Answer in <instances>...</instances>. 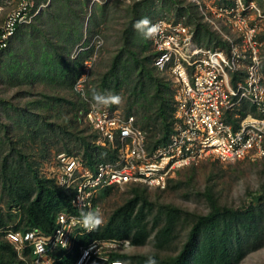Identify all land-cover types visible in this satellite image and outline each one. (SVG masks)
<instances>
[{
  "label": "built area",
  "instance_id": "built-area-1",
  "mask_svg": "<svg viewBox=\"0 0 264 264\" xmlns=\"http://www.w3.org/2000/svg\"><path fill=\"white\" fill-rule=\"evenodd\" d=\"M128 1V0H124ZM200 18L229 44L228 52L198 44L195 31L180 19L158 18L149 37L151 66L173 85L172 132L150 147L133 115L89 106L84 121L96 145L114 152L111 160L88 166L80 156L56 155L47 179L70 195L72 211L57 213L48 234L36 228L7 227L3 238L24 264H59L76 241L103 224L100 194L129 185L164 190L182 169L206 161L233 163L264 159V77L260 37L264 10L248 0H186ZM264 3V0H262ZM40 8L34 0H0V53L19 27L32 23ZM94 210L100 223L85 228L81 212ZM129 240L95 239L77 246L72 264H123L115 257Z\"/></svg>",
  "mask_w": 264,
  "mask_h": 264
},
{
  "label": "rangeland",
  "instance_id": "rangeland-1",
  "mask_svg": "<svg viewBox=\"0 0 264 264\" xmlns=\"http://www.w3.org/2000/svg\"><path fill=\"white\" fill-rule=\"evenodd\" d=\"M58 1L34 0L35 7L40 8L38 14L32 23L21 26L9 48L0 53V166L13 143L29 155L38 175L45 179L57 154L70 151L72 155L83 156L80 137L92 138L89 126L84 117L78 116V111L93 105L94 92L118 94L122 98L119 104L97 108H108L122 115L128 113L132 85L138 78L131 52L141 59L148 58L149 67L153 56L149 37L133 27L135 22L143 17H148L151 23L158 18H173L180 19L193 30L195 28L189 13L178 16V7H170V0H68L70 4L66 9L61 2L67 0ZM176 1L183 7H194L186 0ZM254 1L264 10L262 0ZM196 12L200 18L197 9ZM4 16L0 15V27ZM200 23L220 37L201 18ZM79 25L82 37L78 41ZM220 38L225 43L213 41L207 47L228 52V42L222 36ZM260 40V69L264 77V34ZM157 75L169 84V92L173 95L169 78ZM130 114L141 126L140 114L134 110ZM58 121L65 129L57 125ZM16 159V154L10 157L12 162ZM146 190L151 201L173 205L189 215L209 212L207 191L214 194L221 206L233 210H242L253 204L261 215L258 237L248 239L244 244L245 252L236 264H264V159L202 162L180 170L164 190ZM130 196L128 186L114 188L107 195L100 194L103 224ZM63 208L65 211L66 207ZM157 213L156 205L153 215L148 217V228ZM8 215H13L14 220L10 221ZM21 215L17 208H9L8 199L0 187V216L4 220V226L0 228L2 241L5 228H23ZM188 221L183 215L178 223V237L171 246L173 254L179 252L187 237ZM153 235L143 246H132L124 253H154ZM122 262L127 264V261Z\"/></svg>",
  "mask_w": 264,
  "mask_h": 264
},
{
  "label": "trees",
  "instance_id": "trees-1",
  "mask_svg": "<svg viewBox=\"0 0 264 264\" xmlns=\"http://www.w3.org/2000/svg\"><path fill=\"white\" fill-rule=\"evenodd\" d=\"M61 3L65 9L69 8L68 0ZM170 3V7H178V16H183L186 12L189 13V17L195 23V40L198 44L207 47L213 41L220 44L225 43L220 38L221 36L214 35L200 23V18L194 7L191 5L183 7L176 0H170ZM20 29L21 27L17 29L16 33ZM77 29V40L79 41L82 37L81 25ZM227 49L229 51L228 44ZM131 55L138 69V78L132 85L128 113L125 115H132L130 114L132 110L140 114L141 126L138 124L139 122L136 121V123L146 132L149 146L155 147L165 143L172 132L173 95L171 91L169 92V84L160 80L158 72L152 68L151 63L149 67L148 58L141 59L134 52H131ZM111 74L113 77L115 76L114 70L111 71ZM70 89L72 90V87ZM86 110L85 107L79 110L78 116L84 117ZM27 118L29 117L27 116ZM44 121L47 123L48 120L44 119ZM57 125L62 130L65 129L61 122ZM88 128L91 130L90 127ZM6 137L9 140L8 134ZM80 138L84 146L82 158L88 166H93L99 161L113 159L114 152L94 143L97 135L92 130V140L85 136ZM15 154L16 161H10V157ZM67 154L72 155L70 151ZM0 187L3 196L8 199L9 208H17L22 213L20 218L24 221V226L23 228L15 226V229L36 228L48 234L54 227L57 213L61 212L63 207H66V212L72 211L69 193L58 188L53 181L40 177L34 161H31L29 155L13 143L10 152L3 157L1 162ZM128 187L131 196L114 210L106 223L98 226L93 233L78 238L76 248L59 264H72L77 254V246L80 244H87L95 239H126L132 246L139 247L146 243L152 233L154 234L152 243L155 249L154 253L149 255L123 253L116 254L115 257L127 261V264H146L149 256L156 260V264H236L245 252L244 244L248 242V239L258 237L257 231L260 224L258 218L261 215L253 204L242 210H233L221 206L214 194L207 191L206 196L210 204L209 212L189 215L183 209L173 205L159 203L158 205L151 201L146 193V189H148L146 187L135 185ZM111 190L107 189L103 192L107 195ZM255 200L254 198L253 201ZM156 205L158 213L152 217V226L148 228V217L153 215ZM183 215H186L189 220L187 222L188 234L179 252L173 254L171 246L178 237L177 226ZM12 216L8 215L10 221L14 220ZM2 226H4V220L0 216V228ZM0 264H24L17 259L11 246L1 239Z\"/></svg>",
  "mask_w": 264,
  "mask_h": 264
},
{
  "label": "clouds",
  "instance_id": "clouds-1",
  "mask_svg": "<svg viewBox=\"0 0 264 264\" xmlns=\"http://www.w3.org/2000/svg\"><path fill=\"white\" fill-rule=\"evenodd\" d=\"M133 27L146 38L151 37L159 30V24L151 23L148 17H143L137 20ZM121 99L120 95L112 93L102 94L94 92L92 95V101L94 102L93 107L119 104ZM80 220L85 228L91 229L100 223V216L98 212L94 210H89L87 212L82 211ZM146 264H156V260L149 256Z\"/></svg>",
  "mask_w": 264,
  "mask_h": 264
}]
</instances>
